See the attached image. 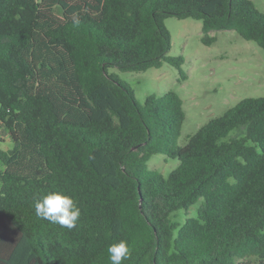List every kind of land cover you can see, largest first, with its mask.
<instances>
[{
    "label": "trees",
    "instance_id": "obj_1",
    "mask_svg": "<svg viewBox=\"0 0 264 264\" xmlns=\"http://www.w3.org/2000/svg\"><path fill=\"white\" fill-rule=\"evenodd\" d=\"M171 16L201 20L207 45L234 30L264 49L253 0H0V124L12 139L0 147V264H111L120 240L122 264L264 260V96L179 144L181 96L141 103L114 71L181 68ZM157 153L179 159L167 176L148 167ZM53 190L80 208L74 229L35 215Z\"/></svg>",
    "mask_w": 264,
    "mask_h": 264
},
{
    "label": "rangeland",
    "instance_id": "obj_2",
    "mask_svg": "<svg viewBox=\"0 0 264 264\" xmlns=\"http://www.w3.org/2000/svg\"><path fill=\"white\" fill-rule=\"evenodd\" d=\"M253 2L264 12V0ZM165 24L172 36L170 55L184 57L181 68L165 62L161 67L141 72L117 68L114 71L128 81L141 103L150 94L162 95L168 90L181 96L186 119L179 144L241 99L264 96V49L256 42L243 38L234 30H223L210 32L217 40L207 45L202 41L201 20L171 16L165 19ZM183 74L186 77L183 78ZM10 146L12 139L3 133L0 124V147L8 149ZM178 165V158L161 153L154 154L148 162L149 168H156L165 176ZM197 205L179 210L173 219L183 224L187 216L197 215ZM239 264H264V260L240 259Z\"/></svg>",
    "mask_w": 264,
    "mask_h": 264
},
{
    "label": "clouds",
    "instance_id": "obj_3",
    "mask_svg": "<svg viewBox=\"0 0 264 264\" xmlns=\"http://www.w3.org/2000/svg\"><path fill=\"white\" fill-rule=\"evenodd\" d=\"M74 24H79L78 18L74 17ZM35 215L51 224L61 228L72 230L77 226L81 210L72 196L58 190L49 191L34 202ZM107 252L111 264H122L129 258L130 248L126 240L112 243Z\"/></svg>",
    "mask_w": 264,
    "mask_h": 264
}]
</instances>
